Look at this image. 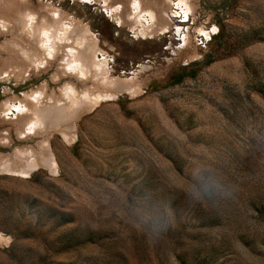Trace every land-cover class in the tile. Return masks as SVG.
I'll return each instance as SVG.
<instances>
[{"label": "rangeland", "instance_id": "1", "mask_svg": "<svg viewBox=\"0 0 264 264\" xmlns=\"http://www.w3.org/2000/svg\"><path fill=\"white\" fill-rule=\"evenodd\" d=\"M1 24L0 264H264V0H0Z\"/></svg>", "mask_w": 264, "mask_h": 264}, {"label": "bare ground", "instance_id": "2", "mask_svg": "<svg viewBox=\"0 0 264 264\" xmlns=\"http://www.w3.org/2000/svg\"><path fill=\"white\" fill-rule=\"evenodd\" d=\"M139 5V6H138ZM141 5L140 4H137V7H140ZM183 13L184 14H187V10H184L183 11ZM25 18L27 19L26 20V25L29 27V26H31V27H38V26H41L40 25V23L36 20V17H35V15L33 14V13H28L27 15H25ZM45 23V22H44ZM1 27H3L4 25H0ZM46 28V27H45ZM30 30V29H29ZM41 30V29H40ZM43 30H44V28H43ZM32 31V30H31ZM32 32H34V31H32ZM40 32V31H39ZM5 55V54H4ZM39 64H43V63H38V65ZM17 75L18 76H20L21 75V73H17ZM86 96L88 97V95L86 94ZM99 97H100V95H96L95 97H89V99H91V101H96L97 99H99ZM88 99V100H89ZM98 101V100H97ZM96 101V102H97ZM87 104V103H86ZM89 104V103H88ZM88 104L86 105V107L88 106ZM16 110L19 112V113H23L24 112V110H23V108L22 107H20V106H17L16 107ZM50 110V109H49ZM40 110H37V113L39 112ZM52 112V111H51ZM50 114V113H49ZM24 157L25 156H20V155H14L13 157H7V160L6 161H9V164L10 165H7L6 164V161H4L3 163H2V165H1V167H4V166H7V168H9V169H11V170H13L14 172H18V173H23V171L22 170H24V169H27L28 168V166H26L25 167V164L26 163H24V164H21V160L22 159H24ZM46 159V158H45ZM44 159V160H45ZM24 161V160H23ZM37 162H39V161H37ZM23 165L22 167H18L17 165ZM31 167V166H30ZM29 170V169H28ZM27 171V170H26Z\"/></svg>", "mask_w": 264, "mask_h": 264}, {"label": "built area", "instance_id": "3", "mask_svg": "<svg viewBox=\"0 0 264 264\" xmlns=\"http://www.w3.org/2000/svg\"><path fill=\"white\" fill-rule=\"evenodd\" d=\"M175 10H174V16L177 19L178 23L180 24H186L190 20V13L187 15V17L184 19L185 15L181 12L179 2H174Z\"/></svg>", "mask_w": 264, "mask_h": 264}, {"label": "trees", "instance_id": "4", "mask_svg": "<svg viewBox=\"0 0 264 264\" xmlns=\"http://www.w3.org/2000/svg\"><path fill=\"white\" fill-rule=\"evenodd\" d=\"M195 74V73H194ZM194 74H191V75H194Z\"/></svg>", "mask_w": 264, "mask_h": 264}]
</instances>
